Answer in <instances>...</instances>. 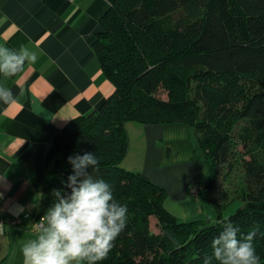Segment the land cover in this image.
Returning a JSON list of instances; mask_svg holds the SVG:
<instances>
[{
  "label": "trees",
  "instance_id": "trees-1",
  "mask_svg": "<svg viewBox=\"0 0 264 264\" xmlns=\"http://www.w3.org/2000/svg\"><path fill=\"white\" fill-rule=\"evenodd\" d=\"M92 47L113 90L61 129L37 223L55 190L70 192L68 157L92 152L98 163L89 174L108 182L114 201L127 207V225L99 264H204L226 219L241 234L258 226L254 244L264 264V0H113ZM129 121L193 128L210 168L203 190L215 221L179 220L163 205V187L120 165ZM236 164L243 180L232 199L242 204L224 216L225 193L214 184Z\"/></svg>",
  "mask_w": 264,
  "mask_h": 264
},
{
  "label": "crops",
  "instance_id": "crops-1",
  "mask_svg": "<svg viewBox=\"0 0 264 264\" xmlns=\"http://www.w3.org/2000/svg\"><path fill=\"white\" fill-rule=\"evenodd\" d=\"M112 2L0 0V45H24L38 55L17 76H0V85L17 97L14 104L0 103V264H23L22 246L37 235L41 187L61 154V129L113 90L92 47ZM187 127L127 122L128 148L120 162L163 187L164 207L184 222L209 219L213 211L201 183L205 160ZM17 205L24 208L19 215L13 214Z\"/></svg>",
  "mask_w": 264,
  "mask_h": 264
},
{
  "label": "clouds",
  "instance_id": "clouds-1",
  "mask_svg": "<svg viewBox=\"0 0 264 264\" xmlns=\"http://www.w3.org/2000/svg\"><path fill=\"white\" fill-rule=\"evenodd\" d=\"M37 59V53L24 45L18 50L0 45V76L5 80L15 77ZM16 102L11 88L0 85V103ZM68 162L72 166L66 184L70 192H53L55 201L40 218L36 237L22 246L23 264H99L127 225V207L114 201L111 185L89 174V168L98 163L95 154L71 155ZM23 211L17 205L13 214ZM257 233L258 226L241 234L226 219L223 230L211 241L212 254L204 264L213 259L219 264H260L254 244Z\"/></svg>",
  "mask_w": 264,
  "mask_h": 264
},
{
  "label": "rangeland",
  "instance_id": "rangeland-1",
  "mask_svg": "<svg viewBox=\"0 0 264 264\" xmlns=\"http://www.w3.org/2000/svg\"><path fill=\"white\" fill-rule=\"evenodd\" d=\"M158 95H159V97H162V98L166 97V93L164 91H162V90H160L158 92ZM187 126H188L187 128H189L188 130L190 131V136H191L194 148H195L196 152L199 154V157L203 158L202 157V153L200 151V147H199V145L197 143L196 136H195V133L193 131V128L190 127L189 125H187ZM165 151L167 153H170L171 150H170L169 146H168V149L167 148L165 149ZM202 164H203L204 170H202V174H201L202 175L201 176L202 177L201 183H202L203 186H205V184L207 183L206 182L207 178L209 177V174H210V168H209V165H208V163L206 161H204V163H202ZM225 171H226V169L224 168L221 171V174H219L217 176V179H216L215 184H214L216 186V190L219 189L220 192L224 191V193H225V195L221 196V198L226 200V203H227L225 205V207L223 208V210H222V213H223L224 216L234 212L235 209L242 204V201L240 199H238V198H233L232 199V197L234 196L236 191L241 189L242 180H243L242 179L243 178V173H242V170H241V168H240V166L238 164L235 165L234 169L231 172H229L227 175L224 176V172ZM222 192H221V194H222ZM226 192H227V195H226ZM221 194H219V195H221ZM207 215H208V217H209L211 222L216 220V213H215L214 210L211 211V212H207ZM155 221H156L155 219H150L151 230L153 232H158V228L155 225Z\"/></svg>",
  "mask_w": 264,
  "mask_h": 264
},
{
  "label": "built area",
  "instance_id": "built-area-1",
  "mask_svg": "<svg viewBox=\"0 0 264 264\" xmlns=\"http://www.w3.org/2000/svg\"><path fill=\"white\" fill-rule=\"evenodd\" d=\"M196 191H197V187H192V188L190 189V192H191V193H196ZM19 221H20L19 218H17V219H15V220H13L11 223H17V222H19ZM38 224H40V222H39Z\"/></svg>",
  "mask_w": 264,
  "mask_h": 264
},
{
  "label": "water",
  "instance_id": "water-1",
  "mask_svg": "<svg viewBox=\"0 0 264 264\" xmlns=\"http://www.w3.org/2000/svg\"><path fill=\"white\" fill-rule=\"evenodd\" d=\"M209 186H210V184H207V186H206V187L208 188Z\"/></svg>",
  "mask_w": 264,
  "mask_h": 264
}]
</instances>
